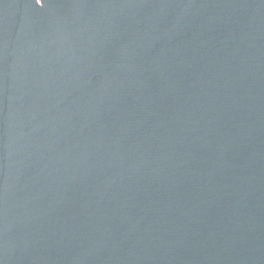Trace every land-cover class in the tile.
<instances>
[{
	"label": "water",
	"instance_id": "1",
	"mask_svg": "<svg viewBox=\"0 0 264 264\" xmlns=\"http://www.w3.org/2000/svg\"><path fill=\"white\" fill-rule=\"evenodd\" d=\"M0 264H264V0H0Z\"/></svg>",
	"mask_w": 264,
	"mask_h": 264
}]
</instances>
